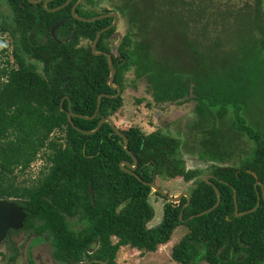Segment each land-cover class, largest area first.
Listing matches in <instances>:
<instances>
[{"label": "trees", "instance_id": "obj_1", "mask_svg": "<svg viewBox=\"0 0 264 264\" xmlns=\"http://www.w3.org/2000/svg\"><path fill=\"white\" fill-rule=\"evenodd\" d=\"M66 2L0 0V32L13 38V63L7 60L0 72V199L26 214L23 228L10 230L5 241L25 231L49 243L57 263L115 264L120 248L155 252L183 225L188 232L171 252L178 264H264V201L241 217L235 216L233 201L235 190L238 212L250 211L257 205L255 183L264 188V130L260 122L248 123L254 99L264 91L261 0L247 21L213 0H82L75 10L85 19L116 13L123 21L119 44L104 42L116 32L114 26L100 35L95 50L112 56L114 84L121 92L129 74L127 84L143 87L167 106L190 104L196 116L194 125L185 127L182 146L191 139L187 152L212 163L213 186L203 180L209 203L192 215L215 204L213 187L220 205L191 220L183 213L180 220L186 198L177 206L168 202L154 227L147 225L154 217L153 191L140 180L188 182L199 173L185 168L180 140L166 133L129 136L119 130L137 160L133 172L139 180L121 170L123 161L134 164L108 123L92 135L77 130L92 132L103 118L114 123L121 96L115 98L116 90L109 87L108 58L91 50L96 34L113 18L75 19L71 9L78 0L51 12ZM102 2L106 6L98 9ZM3 5L11 20L1 12ZM100 95L107 96L90 119ZM67 113L80 116L72 117L75 128ZM54 132L60 135L53 137ZM40 153L45 166L35 184L18 182L16 172L23 174ZM10 250L1 255L5 264L17 258V250Z\"/></svg>", "mask_w": 264, "mask_h": 264}, {"label": "rangeland", "instance_id": "obj_2", "mask_svg": "<svg viewBox=\"0 0 264 264\" xmlns=\"http://www.w3.org/2000/svg\"><path fill=\"white\" fill-rule=\"evenodd\" d=\"M213 3L214 6L217 5L220 8H228L235 19L239 20L242 18L244 21H247L250 15L253 16L256 7V0H213ZM80 4H82V2ZM105 6L106 5L102 2L97 8L99 9ZM260 6L262 13H264V0H261ZM2 8L1 12L3 14L7 15L10 13L5 5H3ZM117 18L118 21L115 25L116 32L112 37L104 41L107 46H117L125 31L123 21L119 17ZM4 47H7L6 54L3 51ZM11 51V40L7 35L0 33V72L7 60L9 64L13 63ZM37 69L41 71V66L39 64H37ZM128 75L129 74H126L124 76V81L122 82L124 90L120 94L121 100L117 103L119 111L116 116H114L115 127L129 136L135 134L148 135L160 131V133H166L171 137L179 139L181 143L179 153L184 160L185 168L187 170H197L199 176L188 182H185L181 178L165 179L156 177L155 183L171 197H176L181 193H186L189 196L192 205L190 203V205L184 209V215L190 216L204 209L209 203V189L205 185L207 183L204 182L205 184H203V180L206 176L212 175V163L199 161L197 155H190L187 152L192 143L191 139L187 142L185 148L182 146L183 140L186 138L185 133L187 132V128L185 127L188 124V126H191V124L194 125L195 122L194 119L196 116L192 111V106L189 104L183 107H175L161 104L153 100L151 95L146 93L143 87L137 86L136 84H127ZM2 80L0 76V82ZM259 96L258 101H256V98L254 99L253 107L250 109V121L248 123L260 122L262 124L260 125L261 129L264 130V91ZM178 130H180V135L178 134ZM59 135L58 132H54L52 136L57 137ZM234 137L237 138L238 136H231V139L234 140ZM240 137L241 142L251 146L252 143L249 142L246 136L240 135ZM40 156L41 153L36 161H34L30 168L23 174H20L18 171L16 172L18 175V182H23L25 185H31L35 182L40 176V171L45 166ZM167 203L166 199L162 196L156 195L155 192L151 193L150 204L154 210V217L147 224L148 227H154L161 222L163 206ZM187 232L188 228L186 226L182 225L177 227L171 235L169 242L158 246L155 252L142 253V251L137 249L122 247L117 253L115 264H178L171 258L172 248L187 234ZM35 237V235L21 231L13 234L9 241H5L4 239L0 245V264L6 263L1 255H9L12 246L17 250V258L14 260L13 264H61L52 259L49 243ZM112 240L113 243L116 242L115 238ZM81 264L85 263L83 262ZM200 264L206 263L201 262Z\"/></svg>", "mask_w": 264, "mask_h": 264}, {"label": "water", "instance_id": "obj_3", "mask_svg": "<svg viewBox=\"0 0 264 264\" xmlns=\"http://www.w3.org/2000/svg\"><path fill=\"white\" fill-rule=\"evenodd\" d=\"M30 3L32 4H35V3H43V5L45 6L46 3L49 1V0H39L37 2H34L32 0H28ZM72 0H67V2L59 7H57L56 9L52 10L51 12H55V11H59L63 8H65L66 6H68L70 3H71ZM82 0H79V3L81 2ZM77 7V4L74 5L72 7V10H71V13H72V16L79 20V21H83V22H95V21H98V20H102V19H105V18H109V17H112L113 18V23L109 26V27H106L105 29H102L101 31H99L96 36H95V39L93 41V44L91 46V50L93 52L94 55H104L108 58V67H109V71H110V79H109V87L113 90H116V95H115V98L119 97L120 94H121V90H120V87L118 85H115L114 84V79H115V70L113 68V63H112V56L106 52H99V53H96L95 50H96V46H97V43H98V39L100 37V35L105 32V31H108L110 30L111 28H113L115 26V24L117 23V14L116 13H110V14H105L103 16H98L96 18H93V19H85V18H81V17H78L75 15V9ZM60 26V24L56 25L51 33L52 35H54V32L55 30ZM107 95H100L98 96L97 98V107H96V110L93 114V116L90 118V119H94L96 118L99 110H100V98L101 97H106ZM72 117H80L78 115H75L73 113H67V120L68 122L72 125V127L75 128L74 124H73V121H72ZM104 123H108L110 125V127L112 128L113 132L119 137L121 138V140L123 141L124 143V149L125 151L129 154V156L131 157L132 161H133V166L130 165L128 162L126 161H123L120 163V168L121 170L135 176L137 179L140 180V178L134 174V170L136 169L137 167V160L135 158V156H133L132 154H130V152L128 151V139L126 138V136L121 133L114 125V123L112 122V120H110L109 118H103L99 121L97 127L95 128L94 131L92 132H85V131H81L79 129H77L79 132L85 134V135H92V134H95L96 132H98L100 130V128L102 127V125ZM143 185L145 186H148L151 188V190L157 194H159L160 196H162L163 198L166 199L167 202L169 203H172L174 205H178L182 198H186V201L187 203L183 206L182 210L180 211V214H179V219L182 220V216H183V211L184 209L189 205L190 203V199H189V196L186 194V193H181L179 194L178 196L176 197H171L169 196L166 192H164L163 190H161L155 182H152V183H146L142 180H140ZM204 181L209 185V186H213L212 183L209 181V176H206L204 178ZM260 185L259 182H256L255 185H254V188L256 190V194H257V205L255 206V208L251 209L250 211H246V212H243V213H239L238 212V206H237V201H236V191L234 190L233 191V201H234V214L236 217H241V216H244V215H247L249 213H253L255 212L259 205H260V200L262 198V200L264 201V188L262 185H260L261 187V194L257 191V186ZM214 190H215V193H216V196H217V200L215 202V204L211 207V208H208L207 210H204L198 214H195V215H192L188 218V220H191L195 217H200V216H203L205 214H208L212 211H214L219 205H220V202H221V197H220V194L219 192L217 191V189L215 187H213ZM26 219V214H25V210L18 206L17 204H15L14 202L12 201H6V200H1L0 199V245L2 244V242L4 241V239L6 238L7 236V233L10 231V230H14V231H19L23 228V225H24V221Z\"/></svg>", "mask_w": 264, "mask_h": 264}, {"label": "flooded vegetation", "instance_id": "obj_4", "mask_svg": "<svg viewBox=\"0 0 264 264\" xmlns=\"http://www.w3.org/2000/svg\"><path fill=\"white\" fill-rule=\"evenodd\" d=\"M50 1H51V0H49L48 2H50ZM48 2H47V3H48ZM81 2H82V1H81ZM81 2H80V3H81ZM47 3H46V4H47ZM80 3H79V0H78V2H76L77 6L80 5ZM76 4H75V5H76ZM76 8H77V7H76ZM71 10H72V9H71ZM75 10H76V9H75ZM9 12H10V13H8L7 15H8V17H10V20H11V19H12V17H11V11L9 10ZM71 14H72V13H71ZM4 15H5V14H4ZM117 17H118V15H117ZM109 18H112V17H109ZM105 19H106V18H105ZM117 21H118V18H117ZM116 24H117V23H116ZM116 24H115V25H116ZM0 33H2V32H0ZM3 34H4V35H7V37L11 40V44H12L13 38H12V35L9 33V31H4ZM5 54H6V52H5ZM208 176H209V181H210V179H212L213 176H212V175H208ZM210 182H211V181H210ZM186 203H187V202H186ZM189 204H190V203H189Z\"/></svg>", "mask_w": 264, "mask_h": 264}]
</instances>
